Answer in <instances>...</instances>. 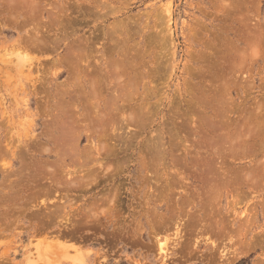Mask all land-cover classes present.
<instances>
[{
  "label": "rangeland",
  "instance_id": "rangeland-1",
  "mask_svg": "<svg viewBox=\"0 0 264 264\" xmlns=\"http://www.w3.org/2000/svg\"><path fill=\"white\" fill-rule=\"evenodd\" d=\"M14 1L0 264H264V0Z\"/></svg>",
  "mask_w": 264,
  "mask_h": 264
},
{
  "label": "bare ground",
  "instance_id": "bare-ground-1",
  "mask_svg": "<svg viewBox=\"0 0 264 264\" xmlns=\"http://www.w3.org/2000/svg\"><path fill=\"white\" fill-rule=\"evenodd\" d=\"M14 1V0H13ZM22 0H20V2H21ZM25 1V0H24ZM23 1V2H24ZM47 1V0H46ZM15 2V1H14ZM29 2V1H28ZM5 3V2H4ZM16 3V2H15ZM22 3V2H21ZM29 4V3H28ZM27 4V5H28ZM24 6V5H23ZM21 7H22V4H21ZM70 8V7H69ZM73 8V7H72ZM14 10V9H13ZM27 10V9H26ZM29 11V10H28ZM47 11V10H46ZM39 12V11H38ZM7 15V14H6ZM10 15V14H9ZM79 16V15H78ZM32 19V18H31ZM25 23V22H24ZM26 26V25H25ZM251 28V27H250ZM114 33V32H113ZM112 33V34H113ZM260 34V33H259ZM33 35V34H32ZM262 35V37H263V33L261 34ZM99 36V35H98ZM116 36V35H115ZM113 37V36H112ZM172 39V38H171ZM260 39V38H259ZM263 39V38H262ZM34 44H36V43H34ZM27 45H29V44H27ZM82 45V44H81ZM91 44H89V46H90ZM86 46V45H85ZM163 46H164V44H163ZM38 47H39V45H38ZM41 47V46H40ZM89 50H90V48H89ZM85 53V52H84ZM83 54V53H82ZM84 56V55H83ZM141 56V55H140ZM77 57V56H76ZM65 59H67V58H65ZM69 59V58H68ZM24 61H25V59H24ZM74 63V62H73ZM163 63V62H162ZM22 64H23V62H22ZM232 66V65H231ZM31 67V66H30ZM164 69V68H163ZM162 69V70H163ZM98 74V73H97ZM161 75H162V73H161ZM94 77H96V76H94ZM100 77V76H99ZM123 78V77H122ZM136 78V77H135ZM214 78V77H213ZM96 82V81H95ZM94 82V83H95ZM94 86V85H93ZM92 86V87H93ZM100 86V85H99ZM94 88V87H93ZM96 89V88H95ZM156 89V88H155ZM94 92V91H93ZM100 95V94H99ZM104 95V94H103ZM123 95V94H122ZM115 96V95H114ZM223 96V95H222ZM86 97V96H85ZM116 99V98H115ZM111 100V99H110ZM97 102V101H96ZM205 102V101H204ZM225 102V101H224ZM89 104V103H88ZM211 104V103H210ZM216 105V104H215ZM86 106V105H85ZM96 107V106H95ZM151 107V106H150ZM122 108V107H121ZM97 109V108H96ZM194 109H196V108H194ZM193 109V110H194ZM141 110V109H140ZM154 110V109H153ZM214 110V109H213ZM122 111V110H121ZM200 111V110H199ZM75 112V111H74ZM99 112V111H98ZM201 112V111H200ZM93 113V112H92ZM91 113V114H92ZM218 113V112H217ZM101 114V113H100ZM105 114V113H104ZM220 114V113H219ZM68 118V117H67ZM93 118V117H92ZM123 119V118H122ZM205 119V118H204ZM243 119V118H242ZM245 119V118H244ZM206 120V119H205ZM242 121V120H241ZM138 122V121H137ZM61 125V124H60ZM214 130V129H213ZM229 130V129H228ZM170 133H172V132H170ZM69 134V133H68ZM67 133H66V136L68 135ZM226 134V133H225ZM63 135V134H62ZM64 136H65V133H64ZM69 136V135H68ZM67 136V137H68ZM104 137V136H103ZM222 137V136H221ZM238 140V139H237ZM68 141V140H67ZM107 141V140H106ZM152 141V140H151ZM242 142V141H241ZM184 143V142H183ZM157 144V143H156ZM246 144V143H245ZM162 145V144H161ZM147 146H149V145H147ZM173 146V145H172ZM248 146V145H247ZM116 147V146H115ZM112 151V150H111ZM150 153V152H149ZM234 154V153H233ZM215 161V160H214ZM229 162V161H228ZM216 164V163H215ZM215 166V165H214ZM62 168V167H61ZM53 170V169H52ZM42 171H44V170H42ZM108 171V170H107ZM209 171V170H208ZM219 170H217V172H218ZM50 172V171H49ZM64 172V171H63ZM70 172V171H69ZM38 174V173H37ZM42 174V173H41ZM40 174V175H41ZM53 174V173H52ZM56 174V173H55ZM64 174V173H63ZM92 175V174H91ZM53 176V175H52ZM44 177V175L42 176V177H44V178H49L50 179V181H47V182H44L43 183V187H42V189H41V191L43 192V193H46V196H47V194H50V192H53V188L54 187H56V185L57 184H59V181H58V177H57V175H54L53 177ZM65 176V175H64ZM236 176V175H235ZM239 176V175H238ZM25 177V176H24ZM38 177H41V176H38ZM41 177V178H42ZM64 178V177H63ZM111 178V177H110ZM68 180H69V178H68ZM85 180V179H84ZM63 181V180H62ZM61 181V182H62ZM64 181H66V180H64ZM70 181V180H69ZM73 181V180H72ZM79 181V180H78ZM68 182V181H67ZM71 182V181H70ZM77 182V181H76ZM221 182V181H220ZM66 183V182H65ZM82 183V182H81ZM41 184V183H40ZM62 184H64V183H62ZM78 184V183H77ZM83 184V183H82ZM72 185V184H71ZM74 185H75V183H74ZM65 187V186H64ZM36 188V187H35ZM57 188V187H56ZM68 190V189H67ZM34 192V191H33ZM57 192V191H56ZM31 193V192H30ZM40 193V192H39ZM34 194V193H33ZM57 194V193H56ZM55 195V194H54ZM45 197V196H44ZM39 198V197H38ZM108 203H109V206H108V208L107 209H102V210H100L101 209V207H100V212H102V214L103 215H105V216H107L108 214H111V215H113V213H114V208H113V203H114V198L112 197V198H108ZM189 203V202H188ZM36 204V203H35ZM33 205H34V203H33ZM97 206H98V203L97 204H92L91 206H89V208H88V211H89V216H93V217H96V216H98L99 214H100V212H99V210L97 209ZM60 207V206H59ZM66 206H61V208H62V210L65 208ZM61 208H55L53 211H52V209H51V211L50 210H45L44 211V213H46L47 215H54V216H57L59 213H61L62 211L61 210H59V209H61ZM50 209V208H49ZM44 210V209H43ZM209 210V209H208ZM42 211V210H41ZM41 211H38L37 213H40ZM47 211V212H46ZM65 211V210H64ZM43 213V212H42ZM52 213V214H51ZM45 214V215H46ZM62 214V213H61ZM52 218H53V216H52ZM57 218V217H56ZM183 226V225H182ZM210 227V226H209ZM38 230V229H37ZM96 231V230H95ZM98 232V231H97ZM47 234V233H46ZM68 234V233H67ZM213 234V233H212ZM176 235V234H175ZM81 237V236H80ZM169 246V245H168ZM160 248V247H159ZM161 251V250H160ZM164 262V261H163Z\"/></svg>",
  "mask_w": 264,
  "mask_h": 264
}]
</instances>
